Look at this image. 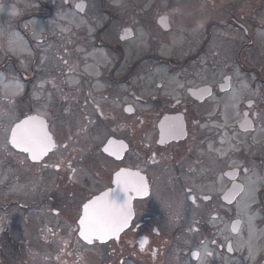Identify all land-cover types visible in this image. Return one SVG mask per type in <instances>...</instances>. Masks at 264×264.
<instances>
[{
  "label": "flooded vegetation",
  "instance_id": "flooded-vegetation-1",
  "mask_svg": "<svg viewBox=\"0 0 264 264\" xmlns=\"http://www.w3.org/2000/svg\"><path fill=\"white\" fill-rule=\"evenodd\" d=\"M24 1L54 76L12 118L54 148L36 162L0 128V264H264V0ZM112 191L129 224L88 243L82 207Z\"/></svg>",
  "mask_w": 264,
  "mask_h": 264
},
{
  "label": "snow or ice",
  "instance_id": "snow-or-ice-1",
  "mask_svg": "<svg viewBox=\"0 0 264 264\" xmlns=\"http://www.w3.org/2000/svg\"><path fill=\"white\" fill-rule=\"evenodd\" d=\"M28 124L29 120H26L23 125L18 124L12 130L11 143L18 148H22L25 152H31L32 159L37 160L54 145L43 121H40L37 127H26ZM175 131L174 127L170 129V132L174 133ZM122 175L134 177V179L122 182L120 180ZM117 184L122 185V190L125 193L128 191L147 193L144 178L136 173H118ZM120 199V196L116 193H104L103 196L84 205V218L80 221L83 226L81 236L88 243H92L93 239L103 241L110 238L128 225L132 215L130 203L127 200L120 202Z\"/></svg>",
  "mask_w": 264,
  "mask_h": 264
},
{
  "label": "rangeland",
  "instance_id": "rangeland-1",
  "mask_svg": "<svg viewBox=\"0 0 264 264\" xmlns=\"http://www.w3.org/2000/svg\"><path fill=\"white\" fill-rule=\"evenodd\" d=\"M13 0H0V66H5L8 69L18 68L21 74H24L26 81L30 82H43L45 85L48 82L53 81V74L50 73V69L53 66L51 58H46V56H39L37 53H21L19 50L23 47L21 44H17V39H19L18 34L14 31L13 34L7 32L8 28L5 27V15L11 18H17L19 16L16 7L13 5ZM21 4L23 2H20ZM27 5V4H26ZM35 13L39 12L36 9ZM21 28H24L22 23L19 24ZM2 28H5L2 31ZM28 30V28H27ZM22 41V40H21ZM13 48V50H11ZM0 78V83H1ZM68 83L75 82L76 79L69 77L66 79ZM38 82V83H40ZM51 240L56 238L54 232L49 234ZM92 259L89 258V263Z\"/></svg>",
  "mask_w": 264,
  "mask_h": 264
},
{
  "label": "water",
  "instance_id": "water-1",
  "mask_svg": "<svg viewBox=\"0 0 264 264\" xmlns=\"http://www.w3.org/2000/svg\"><path fill=\"white\" fill-rule=\"evenodd\" d=\"M84 218V217H83Z\"/></svg>",
  "mask_w": 264,
  "mask_h": 264
}]
</instances>
